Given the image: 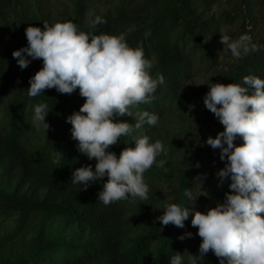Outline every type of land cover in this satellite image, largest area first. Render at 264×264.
<instances>
[{
    "label": "trees",
    "instance_id": "1",
    "mask_svg": "<svg viewBox=\"0 0 264 264\" xmlns=\"http://www.w3.org/2000/svg\"><path fill=\"white\" fill-rule=\"evenodd\" d=\"M44 1L48 0H0V25L14 50L27 46L25 29L29 24L43 28L46 21L51 26L50 17L41 6ZM113 1L117 3L113 10L96 14L106 20L97 26L96 34L126 33L127 43L133 48L142 47L145 59L152 62V77L164 76L165 82L157 88L150 104L130 109L134 114L148 111L158 115V125L190 80L196 58L200 55L201 60L213 59L218 52L222 43L215 20L205 18L204 14L223 0ZM228 1H235L240 11L253 17L264 7V0ZM225 14L222 16L228 18ZM94 18H87L85 6L80 2L71 21L87 32ZM12 53L9 46L0 50V214L18 213L21 218L41 219L32 241L5 264H167L174 253H181L179 235L183 228L162 226L159 222L131 236L126 214L133 199L107 206L97 201L107 176L90 183L86 190L72 183L75 169L91 165L95 170L97 162L78 151V142L71 136L72 125L67 122L85 99L79 89L70 95L49 89L30 98L29 80L43 67V61L29 57L31 63L21 69ZM248 75L264 79V37L256 51L238 66L235 83L245 86L243 78ZM41 103L48 105L45 122L50 127L45 140L34 146L33 135L44 128L34 121V108ZM202 113L201 122L222 125L205 105ZM117 121L134 124L135 118L125 114L118 116ZM157 125L145 124L130 136L121 137L108 151L119 156L125 147H135L133 139L142 134L154 143L151 132ZM207 139L201 135L194 145L178 176L171 204L190 207L192 200L184 195L185 189L194 191L198 172L219 151L207 145ZM235 143L242 144L243 140L238 138ZM156 177L166 178L163 173H157ZM149 179L153 181L147 170L144 173L147 185ZM230 182L229 178L222 185L219 181L215 184L212 192L215 206L224 202ZM148 201L139 202L137 207L147 205ZM22 225L20 220L9 238Z\"/></svg>",
    "mask_w": 264,
    "mask_h": 264
},
{
    "label": "clouds",
    "instance_id": "2",
    "mask_svg": "<svg viewBox=\"0 0 264 264\" xmlns=\"http://www.w3.org/2000/svg\"><path fill=\"white\" fill-rule=\"evenodd\" d=\"M104 23L101 16H95L87 32L70 20L51 26L45 21L43 28L29 24L25 29L27 46L12 55L21 69L31 60L43 61V67L29 80L30 98L49 89L68 95L79 89L85 102L67 122L72 125L71 136L78 142V151L97 162L95 170L91 165L75 169L72 183L86 190L90 183L107 176L97 197L107 206L130 198L147 200L149 186L144 173L153 165L164 168L165 161H157V157L167 152L160 140L150 142L144 134L133 139L135 147H125L119 156L108 151L121 137L145 124L157 125L158 115L148 111L134 114L130 109L150 104L165 80L163 75L152 77V62L145 59L142 47L127 43L126 33L97 35V26ZM233 52L238 54L235 46ZM243 84L210 83L204 97L205 107L223 125V131L215 138L208 137L206 143L220 149L219 158L226 161L216 173L220 185L226 179L231 181L224 202L207 212L168 204L157 217L162 226L183 228L191 213V226L198 229L202 242L200 255L190 254V264H198L209 251L219 264H264V79L248 75ZM47 108L45 103L34 108V121L43 125L46 133L50 127L45 122ZM125 114L134 116L135 123L117 121ZM238 138L242 144L235 143ZM184 195L194 201L200 196L189 188ZM186 237L191 238L192 233L180 239ZM169 264H184L183 255L174 253Z\"/></svg>",
    "mask_w": 264,
    "mask_h": 264
},
{
    "label": "rangeland",
    "instance_id": "3",
    "mask_svg": "<svg viewBox=\"0 0 264 264\" xmlns=\"http://www.w3.org/2000/svg\"><path fill=\"white\" fill-rule=\"evenodd\" d=\"M83 2L88 19L97 13L113 10L117 5L113 0H48L41 3L45 13L49 15L51 25L56 22L71 21L75 15L78 3ZM235 1L223 0L219 5L206 11L205 18L215 20V28L219 37L225 42L221 44L213 59H200L194 62L190 80L184 85L178 101L165 113L161 122L151 132V137L160 140L167 152L161 154L157 161L164 160V168L156 165L150 170L149 198L147 205L138 208L139 198L133 199L126 214L127 225L131 236L147 231L151 226L159 223L157 217L163 215V209L171 204L174 198V187L177 179L185 166V162L193 151L194 145L201 140V135L215 138L218 132L223 131V125L201 122L203 119L204 97L210 90V83H235V74L238 66L245 58L256 51L264 37V7L258 11L257 16H250L245 11H240ZM36 9V5H34ZM226 12L223 17L222 14ZM9 46L14 51L9 36L0 25V50ZM235 46L236 53L233 52ZM45 128L40 129L32 137V144L37 146L45 140ZM220 149L198 172L194 181V195H200L196 201L192 200L190 208L201 212L215 207L213 202V189L219 181L216 173L225 166L226 161L220 160ZM163 173L166 178L156 177ZM40 216L21 218L18 213L7 215L0 214V264L13 260L15 255L21 253L35 237L39 228ZM192 215L184 222V227L179 235L181 254L184 264H190V254L199 256V245L202 240L198 236V229L191 226ZM22 220L23 225L12 238L9 236ZM192 233V237L181 240L185 233ZM22 242V243H21ZM169 264V262L167 263ZM198 264H219L217 257L209 251Z\"/></svg>",
    "mask_w": 264,
    "mask_h": 264
}]
</instances>
